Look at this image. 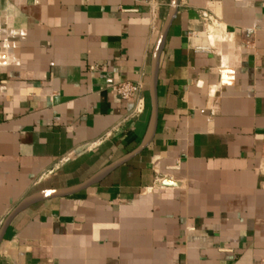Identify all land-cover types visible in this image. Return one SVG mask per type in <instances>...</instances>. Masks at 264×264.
Returning a JSON list of instances; mask_svg holds the SVG:
<instances>
[{"label": "crops", "instance_id": "1", "mask_svg": "<svg viewBox=\"0 0 264 264\" xmlns=\"http://www.w3.org/2000/svg\"><path fill=\"white\" fill-rule=\"evenodd\" d=\"M169 6L0 0V226L29 194L78 184L140 144ZM125 81L143 84L133 115L115 90ZM262 258L264 0H180L152 142L99 183L18 213L0 264Z\"/></svg>", "mask_w": 264, "mask_h": 264}, {"label": "water", "instance_id": "2", "mask_svg": "<svg viewBox=\"0 0 264 264\" xmlns=\"http://www.w3.org/2000/svg\"><path fill=\"white\" fill-rule=\"evenodd\" d=\"M180 0H170V6L163 22V25L159 31L158 37L156 39L154 48L152 50V59H151V73L149 79V97H150V118L147 126V130L140 142V144L128 152L127 154L119 157L114 160L110 164L98 170L92 176L87 178L86 180L67 187H61L56 189H46V190H38L35 191L28 196L24 197L4 218L1 226H0V245L4 239V236L14 219V217L28 208L29 206L46 199H51L55 197H63L75 194L81 190H84L96 183H99L103 180L107 175H109L112 171L118 168L120 165L128 162L135 155L141 153L154 139L157 123H158V78H159V70H160V59L165 47L166 38L168 35V31L176 14L178 12V5Z\"/></svg>", "mask_w": 264, "mask_h": 264}, {"label": "built area", "instance_id": "3", "mask_svg": "<svg viewBox=\"0 0 264 264\" xmlns=\"http://www.w3.org/2000/svg\"><path fill=\"white\" fill-rule=\"evenodd\" d=\"M203 16L206 21L210 20V17L206 12L203 13ZM251 33L252 31H249L248 35H251ZM142 89L143 84L141 82L134 83L130 81H125L115 86V90L121 98H123L124 100H131L136 102L135 107L131 112L132 115L143 110V100L141 97ZM65 159L66 158H62V161H64ZM260 264H264V258L261 259Z\"/></svg>", "mask_w": 264, "mask_h": 264}]
</instances>
